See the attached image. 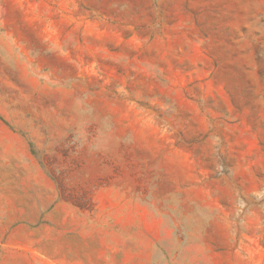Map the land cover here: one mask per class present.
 Masks as SVG:
<instances>
[{"label": "rangeland", "instance_id": "rangeland-1", "mask_svg": "<svg viewBox=\"0 0 264 264\" xmlns=\"http://www.w3.org/2000/svg\"><path fill=\"white\" fill-rule=\"evenodd\" d=\"M15 156L69 264H264V0H0Z\"/></svg>", "mask_w": 264, "mask_h": 264}, {"label": "crops", "instance_id": "crops-1", "mask_svg": "<svg viewBox=\"0 0 264 264\" xmlns=\"http://www.w3.org/2000/svg\"><path fill=\"white\" fill-rule=\"evenodd\" d=\"M29 173L28 201H21L20 171ZM57 201L52 180L35 161L0 160V264H69L67 249L52 251L46 214ZM30 210L31 220L25 211ZM65 247V246H64ZM62 248V246H61ZM66 248V247H65ZM78 264V261L75 262Z\"/></svg>", "mask_w": 264, "mask_h": 264}]
</instances>
